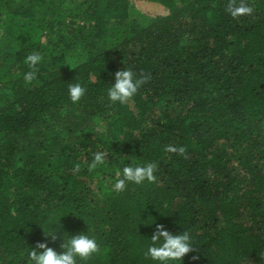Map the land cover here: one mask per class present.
<instances>
[{
  "label": "trees",
  "instance_id": "trees-1",
  "mask_svg": "<svg viewBox=\"0 0 264 264\" xmlns=\"http://www.w3.org/2000/svg\"><path fill=\"white\" fill-rule=\"evenodd\" d=\"M143 1L169 14L144 26L129 0H0V264L82 232L97 251L78 264H154L156 224L189 233L177 264H264V0ZM127 67L146 79L112 102ZM147 162L154 181L113 189Z\"/></svg>",
  "mask_w": 264,
  "mask_h": 264
},
{
  "label": "clouds",
  "instance_id": "clouds-1",
  "mask_svg": "<svg viewBox=\"0 0 264 264\" xmlns=\"http://www.w3.org/2000/svg\"><path fill=\"white\" fill-rule=\"evenodd\" d=\"M227 12L232 17H238L251 12V8L243 5L229 4ZM42 57L37 52H32L25 56L24 63L30 71L24 74L26 83H30L36 76L37 66ZM144 77L138 78L131 68L117 71L111 87L107 89L108 98L112 102L126 103L136 93L144 81ZM85 87L81 83L69 84L68 92L72 103H77L85 94ZM183 154L184 148L172 149ZM104 152H96L90 164V170H94L105 164ZM156 164L147 162L144 164L126 165L122 169V178L116 179L113 189L122 192L128 183L141 184L145 180L152 182L155 176ZM120 175V173H118ZM156 230L151 236V243L147 247L146 255L150 257L154 264H177L183 261L186 254L194 250L191 237L188 232L173 234L164 225L156 224ZM48 233V232H47ZM52 234V233H48ZM63 251L57 252L48 247L46 243H40L37 248L29 252V258L33 264H78L79 259H85L97 251V243L93 237L82 232L78 235L70 236L62 245ZM39 249H44L40 251ZM193 259H196L195 257Z\"/></svg>",
  "mask_w": 264,
  "mask_h": 264
},
{
  "label": "rangeland",
  "instance_id": "rangeland-1",
  "mask_svg": "<svg viewBox=\"0 0 264 264\" xmlns=\"http://www.w3.org/2000/svg\"><path fill=\"white\" fill-rule=\"evenodd\" d=\"M129 4L131 16L144 26L147 25L151 19L159 16H167L169 14L168 10L157 3L143 0H129Z\"/></svg>",
  "mask_w": 264,
  "mask_h": 264
}]
</instances>
